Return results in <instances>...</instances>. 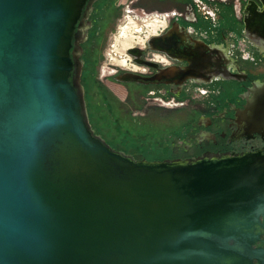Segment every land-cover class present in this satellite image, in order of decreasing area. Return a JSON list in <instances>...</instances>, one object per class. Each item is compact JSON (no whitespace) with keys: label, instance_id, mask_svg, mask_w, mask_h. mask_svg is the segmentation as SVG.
<instances>
[{"label":"water","instance_id":"1","mask_svg":"<svg viewBox=\"0 0 264 264\" xmlns=\"http://www.w3.org/2000/svg\"><path fill=\"white\" fill-rule=\"evenodd\" d=\"M97 1L0 0V264H264L263 153L139 160L95 133L80 58Z\"/></svg>","mask_w":264,"mask_h":264},{"label":"flooded vegetation","instance_id":"2","mask_svg":"<svg viewBox=\"0 0 264 264\" xmlns=\"http://www.w3.org/2000/svg\"><path fill=\"white\" fill-rule=\"evenodd\" d=\"M190 1L195 7L190 15L171 11L180 16L166 24L162 33L131 48L142 50L138 59L156 67L139 65L129 55L134 65L130 73L158 77L159 83H132L153 88L150 95L155 101L160 96L168 105L181 101L183 107L193 106L197 122L189 131L191 140L180 142L185 143L179 146L182 154L170 159L206 153L264 154V6L260 0ZM223 7L230 9L229 17L223 14ZM90 16L85 21L86 34L92 28ZM201 22L205 28L196 26ZM162 36L165 52L151 49L152 38ZM126 73L116 75L123 78ZM261 238L256 247L264 249V232Z\"/></svg>","mask_w":264,"mask_h":264},{"label":"rangeland","instance_id":"3","mask_svg":"<svg viewBox=\"0 0 264 264\" xmlns=\"http://www.w3.org/2000/svg\"><path fill=\"white\" fill-rule=\"evenodd\" d=\"M193 9L195 7L190 0L95 2L90 16L92 28L90 34L87 33L84 47L82 45V85L92 128L115 150L139 160L163 161L181 155L183 151L179 146L185 143L180 142L191 140L189 131L197 122L194 120L192 105L183 107L181 101L174 103L178 105H168L169 102L160 96H156L159 98L155 101L150 95L153 88L122 81L116 72L131 70L112 64L128 60V67L131 68L129 49L124 47L123 40L118 41L121 28L127 25L128 17L141 25L138 19H145L147 16L164 15L174 10L188 16ZM222 11L225 16H230V9L223 7ZM196 26L205 28L203 22ZM129 34L130 42L137 37L145 41L149 31L144 29L138 34L131 29ZM116 41L118 47L114 48ZM197 96L199 95L193 97ZM164 102H167L166 105Z\"/></svg>","mask_w":264,"mask_h":264},{"label":"bare ground","instance_id":"4","mask_svg":"<svg viewBox=\"0 0 264 264\" xmlns=\"http://www.w3.org/2000/svg\"><path fill=\"white\" fill-rule=\"evenodd\" d=\"M150 21L151 20L145 19L144 20V27H143L128 17L127 25L125 27L121 28L122 30L119 33L118 41L123 40V42H125L124 47H126V49H131L132 47H134L137 44L136 41H138L139 43H144V41L140 37H137L136 40H134L133 42H130L129 40H131V39H129V37H131V36H130L129 32L131 29H134V32L139 34V33H142V31H144V29H147L149 31V34L145 37L147 39L150 34H155L157 29H158L157 23L155 21H153V22H150ZM160 25H162V24H160ZM118 41H116V45L113 46L114 48L118 47ZM127 42L129 43V45H127ZM111 60H114L112 58V56H111ZM114 62H116V60ZM128 63H129L128 60H122V61H120V63L116 62L115 64L113 63L112 65H114L116 67L121 66V67H125L127 69H130V70H133L134 65L130 66V64H129V66L131 67V68H129Z\"/></svg>","mask_w":264,"mask_h":264},{"label":"built area","instance_id":"5","mask_svg":"<svg viewBox=\"0 0 264 264\" xmlns=\"http://www.w3.org/2000/svg\"><path fill=\"white\" fill-rule=\"evenodd\" d=\"M239 6H240V3H237L236 4L237 10H238V7ZM154 16H150V17L147 16L145 18L146 20H151L150 22L155 21L157 23L158 29H157V31H156L155 34H150L151 36L158 35V34L162 33V31L165 29V25L168 24L172 19L179 17L180 16V13H177V12H168V13H165L164 15H158V16L156 15L155 17ZM145 19H138V21H142L143 22V23L141 22V26H143V27H144V20ZM160 24H162V25H160ZM146 31H147V29H146ZM150 35L148 37H150ZM109 57H111V55H109ZM130 66H132L131 61H130Z\"/></svg>","mask_w":264,"mask_h":264}]
</instances>
